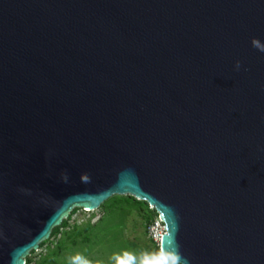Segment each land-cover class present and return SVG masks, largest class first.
I'll return each instance as SVG.
<instances>
[{"label":"water","instance_id":"obj_1","mask_svg":"<svg viewBox=\"0 0 264 264\" xmlns=\"http://www.w3.org/2000/svg\"><path fill=\"white\" fill-rule=\"evenodd\" d=\"M115 196L264 264V0H0V264Z\"/></svg>","mask_w":264,"mask_h":264},{"label":"rangeland","instance_id":"obj_2","mask_svg":"<svg viewBox=\"0 0 264 264\" xmlns=\"http://www.w3.org/2000/svg\"><path fill=\"white\" fill-rule=\"evenodd\" d=\"M119 197L111 198L106 207L95 211L77 208L60 236L30 256L32 264H151L148 258L153 245L146 233L148 212L126 204L111 209ZM93 225L90 243L78 238L72 244L66 238L76 228ZM60 241L61 246H57Z\"/></svg>","mask_w":264,"mask_h":264},{"label":"trees","instance_id":"obj_3","mask_svg":"<svg viewBox=\"0 0 264 264\" xmlns=\"http://www.w3.org/2000/svg\"><path fill=\"white\" fill-rule=\"evenodd\" d=\"M116 197H119V196H116ZM118 199V203L115 202V206L111 209H114L116 208L117 206L119 205H129V206H134L135 208L137 209H140V210H145L147 213V224H146V229H147V226L148 224L151 222V220L157 215L156 211H152L151 209H149V206L147 203L145 202H141V201H136V199H134L133 197H124V198H117ZM118 204V205H117ZM107 206V202L104 203L101 207H106ZM122 206H120L119 208H121ZM78 210V209H77ZM74 212H76V209L72 212V214H74ZM68 226V219L65 220L63 222V224L60 226V227H57L53 230L52 232V235L50 237L49 240H54L56 239L58 236H60V232L62 229H65L67 228ZM95 225H93V227H90V226H86L84 229L82 230H79L78 228L74 229L72 233L68 234L66 236V238L72 242V244H74L76 242V239L78 238H81L82 240H84V242H88L90 243L92 240H91V235H90V232L91 230L94 228ZM90 237V238H89ZM48 240V241H49ZM48 241H45L43 243H41L40 245V249H43L46 244L48 243ZM153 245V248H152V252L148 258V262H150L151 264H169L168 260L162 256V253H161V247L154 244L152 241H150ZM62 242L60 241L57 246H61ZM35 252H31V255H33ZM26 264H32V261L30 259V257H28L26 259ZM40 264H44L43 263H40Z\"/></svg>","mask_w":264,"mask_h":264},{"label":"built area","instance_id":"obj_4","mask_svg":"<svg viewBox=\"0 0 264 264\" xmlns=\"http://www.w3.org/2000/svg\"><path fill=\"white\" fill-rule=\"evenodd\" d=\"M152 211L155 212V209L153 208ZM165 228V223L161 219L159 213H157V215L148 224L146 229L149 240L154 244L161 246L162 237L166 234Z\"/></svg>","mask_w":264,"mask_h":264}]
</instances>
